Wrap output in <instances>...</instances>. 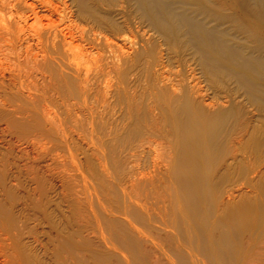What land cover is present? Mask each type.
<instances>
[{
	"label": "bare ground",
	"instance_id": "1",
	"mask_svg": "<svg viewBox=\"0 0 264 264\" xmlns=\"http://www.w3.org/2000/svg\"><path fill=\"white\" fill-rule=\"evenodd\" d=\"M57 99L100 144L92 217L131 264H239L262 244L264 0H0V121L53 126Z\"/></svg>",
	"mask_w": 264,
	"mask_h": 264
},
{
	"label": "rangeland",
	"instance_id": "2",
	"mask_svg": "<svg viewBox=\"0 0 264 264\" xmlns=\"http://www.w3.org/2000/svg\"><path fill=\"white\" fill-rule=\"evenodd\" d=\"M55 103H52L53 105L49 106L48 109L56 112L57 117L62 116L53 121L56 130L51 126L50 121L42 116L38 120L41 125L38 122H36L38 125H35V121L32 120L29 124L28 119L22 118L23 116H17V118L14 116L13 122L18 126H15L14 123L9 124L7 118L0 121V246L3 247H0V264H125L123 262L126 255L125 257L122 256L124 251H120L117 247L118 250H115L113 246L110 247L106 239H102L106 238L104 237L105 233L103 234L102 231L101 234V227H98L93 219L95 215L103 213L101 211L102 206L106 207V201L97 188L96 175H93L99 173L102 168L98 167V164L101 166V160L97 156H100V152H98L100 151V147H98L100 144L96 141V138L93 137V141L90 139V125L85 119L82 122L76 121L78 129L75 127L76 119L72 121L74 118L72 111L75 110V116V114H79V109L77 112L75 107H73V110L68 103L69 107L64 102L63 104L61 100ZM57 105L59 106L55 108L54 106ZM62 109H65V111H62ZM78 119L80 120L82 117L79 116ZM17 120H21L23 126H20V122ZM43 122L44 124H42ZM87 124L89 127L86 126ZM49 128L51 131H49ZM81 129H84V138L81 135V133L83 134ZM39 135H41L40 138ZM37 138L40 140H37ZM95 153L96 155H94ZM151 155L152 157H150ZM155 155L151 152L149 157L156 159ZM129 164H127L128 166L124 165V167L133 168L135 166L130 161ZM94 165L97 166L96 170ZM131 168L129 169L131 170ZM127 172L125 169L124 172L122 171L123 174L120 172V175L125 174L124 176H126ZM117 191H113L115 193L110 194L107 198L122 197L121 192ZM126 193L128 195L133 194V190L128 188L127 184ZM241 193L242 195L250 194V191L242 189ZM81 199L83 203H81ZM87 209L88 211L92 210L88 212ZM85 217H88V219ZM14 226L16 227L14 228ZM260 241H263L262 244H257L247 251L245 263L239 264H264V237H261ZM112 247L114 249L111 250ZM145 251L142 252L146 259L144 264H155L156 255L149 252V250ZM126 259L129 261L128 263L125 261L126 264L133 263L130 257L127 256ZM159 264H170V262L160 258Z\"/></svg>",
	"mask_w": 264,
	"mask_h": 264
}]
</instances>
